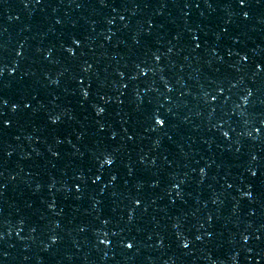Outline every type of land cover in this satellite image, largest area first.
Here are the masks:
<instances>
[{"label": "water", "instance_id": "water-1", "mask_svg": "<svg viewBox=\"0 0 264 264\" xmlns=\"http://www.w3.org/2000/svg\"><path fill=\"white\" fill-rule=\"evenodd\" d=\"M248 3L0 0V264H264V0Z\"/></svg>", "mask_w": 264, "mask_h": 264}, {"label": "snow or ice", "instance_id": "snow-or-ice-1", "mask_svg": "<svg viewBox=\"0 0 264 264\" xmlns=\"http://www.w3.org/2000/svg\"><path fill=\"white\" fill-rule=\"evenodd\" d=\"M36 2L39 3L40 0H36ZM100 2H101V4H103V3H104V0H100ZM237 3H238V5H239V7H240L241 9H244V8L249 7L248 0H237ZM186 6H187V5H186ZM197 6H198V5H197ZM249 15H250V13H249L248 11H244V12L242 13V16H243V18H244L245 20H247V19L249 18ZM121 19H123V17H121ZM108 22H109V23H112V21H108ZM57 23H59V21H57ZM192 39L195 40L196 37L193 35ZM79 43H80V42H79L77 39H75V38L72 39V44H73V45H76V46L78 47V46H79ZM196 47L199 48V44H197ZM65 50H66L70 55H73V56L75 55L73 47L69 46V47H67ZM20 54H21L20 52H17V55H20ZM153 55L155 56V58H156L157 60H159V58H160L159 56H156L155 53H153ZM241 60H247V56H246V55L241 56ZM89 67H90V66H89ZM137 67H139V66L137 65ZM255 68H256L257 72H259V71L264 70V65L257 63V64L255 65ZM10 71H11V70H10ZM84 71L87 72V71H88V68H85ZM146 71H147L146 69H140V73H141L142 75H143V74H146ZM3 72H4V68H3V67H0V75H2ZM120 75L123 76V73H120ZM51 82H52V83H58V81H56V80H53V81H51ZM80 82L82 83V81H80ZM123 87H127V85L125 84V85H123ZM169 90H170V89H169ZM81 91H82V95H83L85 98L88 97L89 92H88L87 90L82 89ZM251 95H252V92L249 90L248 93H247V96L244 97L245 102H247L248 97L251 96ZM213 99H215V98H213ZM7 103H8L7 100H5V99H3V98H0V105H6ZM18 107H19V105H17V104H13V105H12L13 110H16ZM24 107H25V108H28V107H30V105H29V104H24ZM103 112H104V108H103V107H97V108H96V114H97V115H101V114H103ZM0 115H2V113H0ZM59 119H60L59 116L50 117L51 123H53V124H56V123L59 121ZM152 119H153V121H154V124H155L156 126H158V127H163V126L166 124V119H165L164 117H162L159 113H155V114H153ZM262 123H264V121H262ZM9 124H10V121H8V120H6V119H4V120H0V127H7V126H9ZM101 130H103V127H102V126H101ZM255 131H256L257 134H259V133L262 131V129H261V128H256ZM223 135H224L225 137H227V136H228V133H227V132H224ZM249 135H251V134L249 133ZM112 138H114V135H113ZM128 139H132V137L129 136ZM54 155H55V153H54ZM102 157H103V158H102V160H101V166H103V165H112V164L114 163V157H113V154H112V153H110V152H105V153L102 154ZM252 159L255 160L256 157H255V156H252ZM141 162H143V161H141ZM200 174H201V176H204V175H205V170H204L203 168L200 169ZM251 175H252V176H255V175H256V172H252ZM78 178L81 179V180L83 179L82 176H81V177H78ZM100 178H101L100 176H97V177H96V180H99ZM111 179H112V180H115V176H112ZM95 182H96V181H93V183H95ZM154 186H155V185H154ZM174 187H175V186H174ZM229 187H231V185H229ZM0 188H3V185H0ZM77 191H79V188H77ZM177 195H179V193H177ZM244 195L247 196L249 199L252 197V193H251L250 191H249V192H245ZM135 203L138 205V204L140 203V201H139V200H136ZM129 219L131 220V216L129 217ZM21 223H23V221H21ZM104 223H107V220H105ZM33 230H34V229H33ZM80 230H81V231H84L83 228H81ZM115 234H116V233H113V235H115ZM2 239H3V236L0 235V240H2ZM196 239L199 240L200 237L197 236ZM243 239H244L245 241H247L248 237H247V236H244ZM257 239H259V237H257ZM52 240H53V242H55V241H56V237H55V236L52 237ZM101 243H103V244H108L109 241H108V240H103V241H101ZM124 247H126V248H128V249H132V248L134 247V242L129 241V242H127V243H124ZM183 247H184V248L189 247V243H188L187 240H185V241L183 242Z\"/></svg>", "mask_w": 264, "mask_h": 264}]
</instances>
